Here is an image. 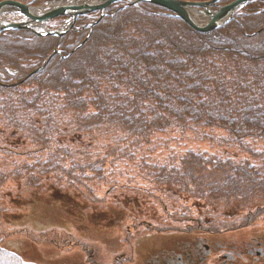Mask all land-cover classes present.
<instances>
[{"label": "trees", "instance_id": "1", "mask_svg": "<svg viewBox=\"0 0 264 264\" xmlns=\"http://www.w3.org/2000/svg\"><path fill=\"white\" fill-rule=\"evenodd\" d=\"M126 3L109 6L80 48L98 12L79 17L71 32L60 38L29 30L0 33V264L132 263L133 244L126 252L103 256L99 240L81 237L69 221L54 225L30 215L43 199L66 207L62 202L69 201L51 191V183L80 190L94 207L115 206L116 197L111 196L116 188L109 186V175L117 176L129 162L139 161L148 181H163L207 203L202 213L166 208L165 198L148 192L151 201L157 199L163 206L165 219L158 230L164 225L162 229H168L172 221L182 224L186 233L217 234L264 220V37L252 41L258 54L248 59L261 63L251 67L247 61L238 80L241 68L229 50L249 41L229 33L238 23L220 32L228 46L222 52L213 42L215 33H199L155 4ZM261 7L253 4L249 12L264 17ZM262 24L264 19L256 30ZM238 32L244 38L249 28L244 35ZM55 48L59 53L54 59L29 76ZM198 53L202 56L192 59ZM147 99L152 101L151 113L143 110ZM204 129L227 131L226 139L236 140L243 150L248 143L242 139L260 143L257 150L245 148L254 162L208 160L192 150L164 155L167 145L161 133ZM147 160L170 163L164 168L166 163L156 166ZM257 189L262 191L258 196ZM233 204L239 214L235 221L223 222ZM142 213L137 211L133 225L140 223ZM73 252L78 259L70 260ZM183 263L176 259L173 264Z\"/></svg>", "mask_w": 264, "mask_h": 264}, {"label": "rangeland", "instance_id": "2", "mask_svg": "<svg viewBox=\"0 0 264 264\" xmlns=\"http://www.w3.org/2000/svg\"><path fill=\"white\" fill-rule=\"evenodd\" d=\"M209 1H213V0H204V2H209ZM236 1L237 0H228V1L218 0L216 2L217 3L216 5L217 6L232 5ZM87 4L89 6H94L91 2ZM253 4L262 6L260 8V11H264V0H254V1L248 0L247 2L236 7V9H234V11L232 12L231 16L227 15V17L220 19L221 21L217 22L218 26L212 28L209 32V33H215L216 37L213 39V42L215 44H220L219 50L222 52H224L228 46L226 44L227 39L222 37V34L220 32L229 24H233V22H236L238 24L233 26L230 29L229 33H232L235 37L241 39V41L245 40L246 43H247V39H249L246 45H242V42L240 46L237 45L238 46L237 52L233 53V51L236 50L237 46L234 49L230 48L229 50V52H231L229 53V55H231L233 58H237V68L238 67L241 68V70L238 71L239 73V75L237 76L238 80L243 76V74H245L244 66L248 61V59L252 56L256 57V54H258L256 51L258 50L257 49L258 45L253 46L252 41H256L257 39H261L264 37V31L261 32V29L262 30L264 29V24H262L263 27L261 29L256 30L258 28V24L261 23L264 17L263 15L259 16L260 14L259 12H254V13L252 12V14L249 12V7ZM208 13H211V11H209ZM10 15H12L13 17H18V15L15 12H11ZM247 18L251 19V21L246 22ZM242 28L244 29L245 32H247L249 28V32L246 33V36L244 38H242L243 36L238 32V30H241L244 35L245 32L242 30ZM198 52H203L204 54L207 53L202 50ZM229 55L226 56L228 57ZM55 56L56 55L54 53L51 55L52 60L54 59ZM200 56H202V54L198 53L196 55H193L192 59L196 60ZM245 56L247 57V59H245ZM249 62L250 61H248L247 64L251 67H253L254 64L259 65L261 63V61H257V63H252V62L249 63ZM191 75H194L193 72ZM188 94L192 95L190 91H188ZM151 103L152 101L150 99H147L148 108L143 109L144 112L151 113L153 111L151 107ZM159 106L160 104H157L156 108L158 109ZM161 111L163 114L164 113L171 114L164 112L162 109ZM193 129H198V128H193ZM205 129L204 132H201V130L199 132L188 130L184 134L172 133L170 135H165V133H161V135H163L162 139L164 140V143L166 145L171 144L174 148L178 147V149L180 150L193 149L197 151L196 153L200 151L203 153L204 156L210 157L208 158V160L215 159L217 157L221 159L233 158V160L242 161L241 159L247 158L250 161L254 162V160L250 159L252 155H250L248 153V150H245V148L249 149L248 146H251L250 150H257V148L258 149L260 148L259 147L261 145L260 143L242 139V141L244 140L243 142L246 141V143H248V146H246L243 150V148L239 146L240 143H238L236 140H234L233 142L231 139H226V137L228 136L227 131L221 130L222 133L227 135H219L218 133H221L219 130H214L213 132ZM229 143H234V144H229ZM262 153L264 156V152ZM251 154H253L252 151ZM147 161H150V163L152 164H156V166H161L162 163H166L163 165L164 168H167L170 163L169 160L168 161L147 160ZM145 169L147 171L149 170V168L146 166ZM142 172L143 171L141 170V164L139 163V161L133 163L129 162L127 165L123 167V172L121 168V172L119 173L120 180L122 182H126L127 180H131L132 183L134 182L133 185L134 190H130L128 193H120V194L117 193L115 195L117 200L115 206H109L107 208L94 207L95 205L94 206L90 205L89 203H86L83 200L82 193L71 191V198L69 196H66V198L62 197L65 201H69L66 204L65 202H62V205H66L65 208L56 203H48L47 199H43L42 202L35 203V205L33 206V210L30 212V215L40 219H46V221L53 222L54 225L58 223L63 224L66 221H71L70 223L73 224L74 229L80 234L81 237H85L87 239L94 238L99 240V243L101 244V251L103 256H105L108 251H112L115 254L126 252L125 245L129 243L130 239L126 241L125 244L123 240L126 238L125 235L127 230L129 231L130 237L136 238L134 244L136 248L135 259H136V255L139 258V261H137L136 264H144L145 260H147V252H149L150 254L153 253L156 247L159 250L164 248L165 250H168L170 252L179 253L181 252L180 247L182 246V243L187 240H191L193 234H185L178 232L173 233L168 231L169 233H167V236L158 234L161 238H158L157 236L147 235L148 232L146 230H143L141 227L140 228L134 227L132 225V221L137 215V211L142 210L144 212V214H142V217H144V219L147 220V222H145L144 224H148V222L149 223L154 222V224H156V223H161L160 222L161 219L162 220L165 219V217H163L164 216L163 206L159 204L157 199L165 198L167 205L172 209L186 208V209H190L191 211H197L198 213H202L203 211H206L208 209L206 205L207 203L205 201L198 200L199 198L190 195L188 192L181 191L177 187L171 188L164 186L163 184H161L163 183V181L154 179L153 181L154 183L149 182L147 180L148 177L146 176V174ZM135 187L139 193L135 192ZM140 187L141 189H139ZM142 189L146 190V196L144 195L145 193L142 191ZM140 190L143 193H141ZM149 191H154L158 196V198L153 199V201H151L148 198L150 197L148 193ZM64 192L66 191H61V193ZM260 192L262 191L260 189H257V193H255L254 195L258 196ZM55 193L58 192L55 191ZM66 193L67 195L70 194L69 192ZM263 197H264V193L262 192L260 199ZM247 199L249 198L247 197ZM124 205H126V207H124ZM236 205L239 206L238 203ZM237 206H234L233 204L230 208H228L227 215H225L223 211H221L224 214L223 222L235 221L234 219L239 214L236 208ZM209 220H210L209 217L205 218L207 224ZM207 224L205 225V227L207 226ZM105 226H108V228H105ZM209 226L210 224L208 225V227ZM224 232L226 234L223 233L210 234L208 232H205L203 234H198L199 236H197L200 237L201 235H203V237H206L207 239H212L215 242H219L224 247L223 248L224 252L226 251L230 252L229 250H234L233 248H235L238 251V253L234 254L235 255L234 261H230V260L225 261L224 259H222L223 257L219 258L221 260H218L215 257L216 263L246 264V262L245 263L242 262L243 261L242 258H245V256L250 257L249 253L250 251L253 252L252 250L255 247L256 242H261L263 244L262 247H264V231L262 230L261 227L259 228L258 233L253 232L252 234L249 228H244L237 231L226 230ZM140 234L143 235L141 236ZM244 241H249L250 246H247V248H245L244 247L245 245H243ZM71 254H74V252ZM216 254H217L216 252H213L212 255H216ZM212 259L213 258L210 257L209 261H211ZM128 264H132V263L130 262ZM249 264H264V259H260L256 261L252 257Z\"/></svg>", "mask_w": 264, "mask_h": 264}, {"label": "water", "instance_id": "3", "mask_svg": "<svg viewBox=\"0 0 264 264\" xmlns=\"http://www.w3.org/2000/svg\"><path fill=\"white\" fill-rule=\"evenodd\" d=\"M113 1H116V0H107L103 4L94 5V6L83 5V6L61 7L56 10H52L44 15H41L40 17H35L34 15H32L27 5L17 2V1H13V0H6V1L0 2V10L2 8L12 6V7L18 8L21 12L32 17L35 20L44 21V20L49 19L50 17H53L54 15H57L60 13H66L68 10L76 11L75 15L79 13L89 12L97 8L102 10L105 6H107L109 3ZM146 1H150L152 3H155L158 5L164 6L168 9H171L172 11L177 13L181 18H183L189 25H191L193 28L199 31H210L212 28H215L218 26L217 22L221 21L220 19L227 17V15L231 16L232 12L234 11V9H236V7L247 2L248 0H237L232 5L222 6L216 12H211V13H208L210 11L208 6L213 5L218 0H213L209 2H187V1H182V0H146ZM191 6L203 8L204 9L203 11L206 12L205 14L211 16L210 23H208L207 25H203V26L197 24L189 13L188 7H191ZM27 24L29 23H24V24L6 23V24L0 25V30L6 27H14V26L22 27V26H26ZM55 33H59V32H55Z\"/></svg>", "mask_w": 264, "mask_h": 264}, {"label": "bare ground", "instance_id": "4", "mask_svg": "<svg viewBox=\"0 0 264 264\" xmlns=\"http://www.w3.org/2000/svg\"><path fill=\"white\" fill-rule=\"evenodd\" d=\"M6 11V8H2L1 10H0V15L3 13V12H5ZM192 14H193V17H194V20L197 22V23H199V24H202V25H207L208 23H210V21H211V17H209L208 15H202V14H199L197 11H195V10H193L192 11ZM34 16L35 17H40L41 15H36V14H34ZM32 22H33V24H35L36 23V20L35 19H33V20H31ZM92 181V179L90 180V182ZM96 205H100V204H96ZM101 207H104L105 208V206L103 205V206H101ZM104 208H102V209H104ZM251 234L254 232V233H257V232H259L258 230H259V227L256 225V224H252V226H251ZM243 245H245L244 247L245 248H247V246H250V243H249V241H244L243 242ZM201 254V253H200ZM71 256L72 257H70V260H73L74 258L76 259H78V257L79 256H77V255H75V254H71ZM201 258H202V260H203V262H204V257H203V254H201Z\"/></svg>", "mask_w": 264, "mask_h": 264}]
</instances>
